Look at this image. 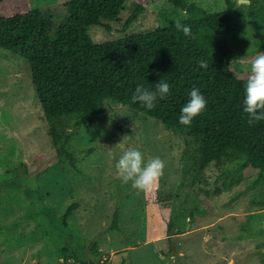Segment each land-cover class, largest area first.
<instances>
[{
  "label": "rangeland",
  "instance_id": "374dc122",
  "mask_svg": "<svg viewBox=\"0 0 264 264\" xmlns=\"http://www.w3.org/2000/svg\"><path fill=\"white\" fill-rule=\"evenodd\" d=\"M67 1L29 0V7L48 11L59 25L66 21ZM134 1L126 0L119 16L103 26L91 24L87 33L92 41L119 39L185 18L181 8L156 0L123 30ZM185 1L208 12L225 8V0ZM256 1L264 3L252 4ZM227 45L238 70L246 71L251 58L264 52V11L257 20L248 17L239 37L229 36ZM104 116L106 122L77 129L70 118L62 119L58 129L72 136L59 138L54 146L28 62L0 49V264L72 263L74 254L95 259L93 241L101 264H264L259 257L264 180H257L255 171L224 187L238 177L239 161L187 170L184 133L108 101ZM131 147L141 150L145 160L165 162L163 176L150 190L134 189L116 177L114 165ZM71 204L75 207L64 219ZM62 243L69 246L67 252H60Z\"/></svg>",
  "mask_w": 264,
  "mask_h": 264
},
{
  "label": "trees",
  "instance_id": "16d2710c",
  "mask_svg": "<svg viewBox=\"0 0 264 264\" xmlns=\"http://www.w3.org/2000/svg\"><path fill=\"white\" fill-rule=\"evenodd\" d=\"M165 1L187 13L181 22L191 27V36L171 24L95 43L88 27L115 19L126 0H69L64 4L66 21L59 25L48 11L29 7V0H0V49L28 62L31 85L54 146L59 138L68 141L72 136L64 127L58 129L62 119L70 118L73 129L106 122L104 105L108 101L150 116L169 131L184 133L187 170L199 172L212 162L239 161L238 177L224 187L239 183L251 170L257 180H264V121L248 123L243 112L248 73L238 70L235 53L227 45L229 36L239 37L248 17L258 19L264 3L237 8L233 0H225L223 10L208 12L195 2ZM155 2L135 0L122 29ZM199 60H206L209 67L199 68ZM160 79L171 88L168 96L157 99L154 109L131 102L137 85L154 90ZM192 87L200 89L207 105L186 126L179 123V115ZM74 205L67 207L64 219ZM59 250L67 252L69 246L62 243ZM91 253L95 259L74 254L75 260L69 263L65 259L64 264H101L96 241L91 243ZM259 257L264 262V247Z\"/></svg>",
  "mask_w": 264,
  "mask_h": 264
},
{
  "label": "clouds",
  "instance_id": "9594fccd",
  "mask_svg": "<svg viewBox=\"0 0 264 264\" xmlns=\"http://www.w3.org/2000/svg\"><path fill=\"white\" fill-rule=\"evenodd\" d=\"M237 8L251 7L252 0H235ZM187 18V13L184 14ZM174 27L185 36H191V27L176 20ZM198 67L207 69L206 60H199ZM247 77L244 84L243 112L248 116L250 125L264 121V52H257L250 60ZM171 85L160 79L155 83L154 90L137 85L130 100L139 102L143 107L152 110L157 99H164L170 93ZM188 100L180 109L179 123L190 126L192 120L199 115L207 105V100L197 87H192L188 93ZM116 177L124 184L131 183L134 189L147 191L156 186L163 176L165 162L159 157H149L145 160L144 154L136 147L128 148L123 152L114 165Z\"/></svg>",
  "mask_w": 264,
  "mask_h": 264
}]
</instances>
